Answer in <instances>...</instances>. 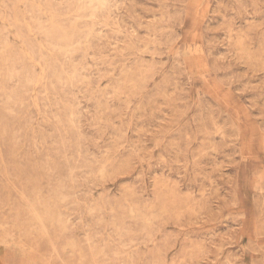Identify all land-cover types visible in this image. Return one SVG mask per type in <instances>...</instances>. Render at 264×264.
I'll return each instance as SVG.
<instances>
[{
  "label": "rangeland",
  "instance_id": "1",
  "mask_svg": "<svg viewBox=\"0 0 264 264\" xmlns=\"http://www.w3.org/2000/svg\"><path fill=\"white\" fill-rule=\"evenodd\" d=\"M0 264H264V0H0Z\"/></svg>",
  "mask_w": 264,
  "mask_h": 264
}]
</instances>
